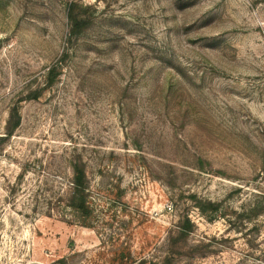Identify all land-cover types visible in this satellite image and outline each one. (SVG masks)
Instances as JSON below:
<instances>
[{
  "label": "rangeland",
  "instance_id": "rangeland-1",
  "mask_svg": "<svg viewBox=\"0 0 264 264\" xmlns=\"http://www.w3.org/2000/svg\"><path fill=\"white\" fill-rule=\"evenodd\" d=\"M167 256L264 264V0H0V264Z\"/></svg>",
  "mask_w": 264,
  "mask_h": 264
},
{
  "label": "trees",
  "instance_id": "trees-1",
  "mask_svg": "<svg viewBox=\"0 0 264 264\" xmlns=\"http://www.w3.org/2000/svg\"><path fill=\"white\" fill-rule=\"evenodd\" d=\"M58 66H53L50 70L56 69ZM21 124V116L19 115L18 110L13 109L10 112L8 122H7V136H11L14 134V131ZM72 173L73 179L71 182V190L67 196L68 207L70 211H73L76 215L83 219L82 225L86 226V219L90 217L92 214V210L90 209L88 197H89V183L86 177L85 164L81 161L73 160L72 162ZM200 210L206 213L209 210L215 209V204L208 202L207 204H200L198 202ZM89 225V224H88ZM179 236L181 239H184L190 231L193 230V224L188 218H185L181 223L179 229ZM171 256H167L160 263L152 262V264H171ZM144 262H140L138 264H143Z\"/></svg>",
  "mask_w": 264,
  "mask_h": 264
}]
</instances>
